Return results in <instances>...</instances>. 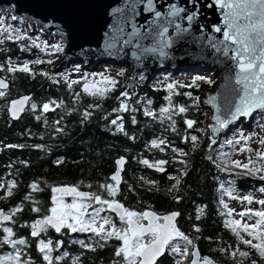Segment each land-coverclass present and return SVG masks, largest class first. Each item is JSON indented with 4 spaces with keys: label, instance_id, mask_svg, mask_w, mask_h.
Listing matches in <instances>:
<instances>
[{
    "label": "snow or ice",
    "instance_id": "6c2138e0",
    "mask_svg": "<svg viewBox=\"0 0 264 264\" xmlns=\"http://www.w3.org/2000/svg\"><path fill=\"white\" fill-rule=\"evenodd\" d=\"M192 5V9L187 7ZM187 4L181 6L178 3H162V0H125L122 6L112 9L111 14L115 17L113 24L109 25V30L104 33L103 48L108 55L120 54L125 48L132 49L131 56L137 61V67L142 68L148 57H155L161 61L171 58L169 49L182 40L185 34L192 33L193 24L198 22L201 15L198 0H187ZM216 6L220 11L221 23L213 24L214 33L221 34L222 38L216 35L207 37V45L214 49L216 54L224 58L223 63L228 64L224 84L221 88L226 91H218L214 95H209L206 101L214 109L210 123L205 127H198L200 121L187 118L186 115L191 109L200 111L201 99L193 92H180L181 88H199L200 82L212 85L215 81L211 77L196 75L189 84H181L179 81H172L163 84L164 90L168 93L164 99L166 105L158 110L151 108L153 100L138 98L137 103L143 102V114L161 123L169 122L172 132H177L176 120L174 117L182 116L185 133L182 135V142L191 143L192 150L195 151L202 143L203 137H207L208 152L215 153L207 155V160L211 161L221 172L229 176L251 177L264 181V136L252 131L245 133V130L238 122L241 118L245 121L253 118L254 113H259L258 121L264 119V0H212L206 6L212 8ZM163 8L164 10H161ZM144 13L150 14L151 18H145L144 23H138L137 18ZM22 17L13 15L12 21L22 20ZM182 21L187 22L184 27ZM130 27V30H129ZM199 27L203 29L204 25ZM170 29L172 32L170 33ZM43 30V29H41ZM0 37L9 41L19 42L29 40L33 46L37 44V38L21 34L20 29H16L12 24L6 22L5 17H0ZM199 41L205 39L204 35L197 37ZM148 41V43H145ZM3 40H0L2 43ZM45 47H49L45 44ZM55 53L63 52L61 44L50 46ZM21 50H28L27 45H21ZM30 63L41 64L45 61L37 59L33 62H23L20 64L7 61V71L28 73L35 76ZM47 63H53L48 60ZM5 70V65L0 64V72ZM76 74L81 73V67L76 65ZM41 75L53 79L54 83H60L48 72ZM125 69H120L114 75L107 70L101 73L84 72L77 79H71V73H59L61 79L71 88L73 85H82L83 93L97 98H105L115 92L120 85L117 77H123ZM97 77L99 79H97ZM147 80V76L139 72L129 77V83L124 91L116 97L118 107L112 109L108 116L116 113V117L109 123L115 126L116 130L125 136L124 117L120 113L137 112L141 109L130 105L132 96L135 95V87ZM9 82L6 78L0 77V98L8 95ZM128 89H132L130 92ZM159 90V89H154ZM184 95L189 98L191 104H179L174 102V97ZM80 93H76L79 99ZM62 106V102L57 103L50 100L37 105L32 101V97L24 95L20 98L9 101L10 115L14 119H19L26 110L41 112V115L49 111H55ZM90 107L99 108L100 105ZM93 115L90 111H85V119ZM205 115H207L205 113ZM41 119L40 115L35 117ZM132 123L136 124V117L133 115ZM59 124V121H56ZM234 126V127H232ZM264 129V124H259ZM187 130H193L202 135L190 134ZM57 133L63 132V128H57ZM231 133L228 136V133ZM225 136L223 140L221 137ZM258 137V139H256ZM135 139L134 136L129 137ZM255 141L259 147L253 148L251 142ZM213 146H217L214 150ZM231 146L232 152H224L222 149ZM8 148H23L25 145H6ZM42 147V146H37ZM150 147L165 152L171 149L179 157H188L189 152L182 148L174 147L167 138L153 139ZM2 150V149H0ZM236 153H247L245 160L233 159ZM185 166V170L180 175L171 176L175 180L173 188H177L181 179L188 175L186 159L177 160ZM27 163V162H24ZM63 163L62 159L56 161ZM116 170L107 178L104 183L98 184L97 190H81V184H60L48 186L51 196L50 205L47 208L41 206V202L36 200L33 193L43 192L42 181H33L30 191L25 195L23 201L7 211L0 208V249L8 247L11 251L0 254V264H35V261L26 251L35 244L36 251L41 255L46 264H58L69 255L67 251L58 256H53L54 251H59L65 241L62 238L53 240L49 236L50 230L59 237L71 234H89V240H72L71 243H78L82 248L96 251L97 248H104L109 242H118L114 245V257L112 264H165L171 258V264H216L207 255H202L200 248L194 242L199 237L192 238L185 231L181 230L178 220L181 217L180 211L168 213H158L152 207L137 210L132 208L122 200L118 199L121 193L122 173L125 170L127 160L121 156L116 160ZM143 165L157 172H166L167 159L150 161L145 158L140 161ZM143 179V178H141ZM217 179H219L217 177ZM155 185L156 181H147ZM17 187L15 180L0 183V191L6 195L3 198L11 197L13 190ZM92 189V185H86ZM129 190L132 191L131 186ZM171 191V189H170ZM220 192L219 204L221 211L219 215L225 217L223 224L240 242L247 246L250 251L240 250L239 247L232 250V247L221 248L220 251L229 252L233 259L237 255L242 259L238 264H244L247 259L249 264H264V198H258L257 193L264 195V184L254 191L240 195L236 187V180L229 179L219 183ZM225 197L238 201L243 205L240 211L230 207ZM173 199L179 203L182 196H174ZM24 201H31L33 206L29 209L36 214L30 222L18 223V217L25 211ZM259 205L258 208L251 205ZM205 207L198 209L196 216L200 220L205 215ZM17 228H27V236H18ZM193 230L201 232L198 225H193ZM207 239H211L208 237ZM253 252L259 259L252 258ZM72 264H82L80 257H75Z\"/></svg>",
    "mask_w": 264,
    "mask_h": 264
},
{
    "label": "trees",
    "instance_id": "16d2710c",
    "mask_svg": "<svg viewBox=\"0 0 264 264\" xmlns=\"http://www.w3.org/2000/svg\"><path fill=\"white\" fill-rule=\"evenodd\" d=\"M39 35L36 33L35 38ZM3 40L0 43V64L5 65V70L0 75L9 81L8 95L0 98V183H6L10 180L17 182V187L13 190L11 197H5V193L0 191V208L8 210L11 207L20 204L25 195L30 191V184L33 181H42L41 187L45 190L40 193H33L36 200L41 202V206L47 208L50 205V190L48 186L60 184H80L83 190H97L98 184L104 183L108 177L116 170L117 158L124 156L127 158L125 170L123 172V182L121 184V193L118 199H122L126 205L137 210L146 207H152L159 213H167L173 210L181 212L178 220L181 230L185 231L190 237L196 239L194 242L200 248L202 255L212 258L216 264H238L242 258L237 255L233 259L229 252L220 251L221 248L232 247V250L239 247L240 250L250 251L247 246L240 244L237 238L224 227L225 217L219 215L222 210L219 204L220 192L219 183L229 179L236 180V187L246 193L259 188L264 181H259L251 177L229 176L221 172L211 161L207 160V155L215 153L208 152L209 141L203 137L202 143L195 151L192 150L191 143L182 142V135L185 133V125L182 116H176L177 132L167 130L169 122L161 123L143 114V102L137 103L138 98L147 97L153 100L151 108L158 110L166 105L164 97L168 94L163 88V84L172 81H179L181 84H189L187 80L172 78L174 70H162L158 75H166L168 80L163 84L150 81L144 86H139L138 91L132 96L130 105L141 109L137 112L120 113L124 117L125 136L116 130L109 121L116 117V113L108 116L112 109L118 107L116 97L124 91L126 84V75L117 77L120 85L117 90L105 98L90 96L82 91V85H73L69 88L63 79L50 71L46 65L47 59H43V49L33 46L29 40L19 42ZM21 45H27L28 50H21ZM35 61L37 59L45 63H30L35 76L16 72L15 74L7 71V61ZM99 67L96 73H101ZM109 71L114 75L118 69L109 66ZM42 72H48L60 83H54L53 79L41 75ZM87 72V71H86ZM89 73V72H88ZM93 73V72H91ZM59 74V73H58ZM78 77L74 78L77 79ZM155 81V80H154ZM215 83L209 85L200 82L199 88H181L180 92H193L200 99L207 94V90H213ZM159 89V90H154ZM76 93H80L79 99ZM29 95L32 101L37 105H42L50 100L57 103L62 102V106L55 111H49L41 115L38 110H26L20 115L19 119H14L10 115L9 101L17 96ZM174 102L189 105L191 101L184 95L174 97ZM202 102V101H201ZM99 104V108L90 107ZM90 111L93 115L87 119L83 113ZM205 113L207 115H205ZM211 110L206 108L203 103L200 105V111L191 109L189 113L184 114L187 118H193L200 121L198 127H205L209 121ZM41 116L40 120L35 117ZM136 117L137 123H132V116ZM260 114H256L252 119L254 124L258 121ZM56 121L60 123L57 124ZM246 126V125H245ZM251 127V128H250ZM246 127L247 132H256L252 126ZM57 128H63V132L57 133ZM190 134L202 135L193 130H187ZM228 136L231 135L229 132ZM134 136L135 139L129 137ZM167 138L174 147L182 148L189 152L188 157H179L171 149L161 152L159 149L150 147L153 139ZM225 136L221 137L223 140ZM6 145H25L23 148H8ZM42 146V147H37ZM216 150L217 146H213ZM224 152H232L231 146L222 149ZM155 161L159 159L169 160L166 165V172L160 173L150 169L140 163L142 159ZM62 159L63 163L57 164L56 161ZM186 159L188 175L181 179L177 188H173L175 180L171 176H179L180 172L185 170V166L178 163L177 160ZM27 162V163H24ZM217 177L219 179H217ZM143 178V179H141ZM147 181H156L155 185ZM91 184L92 189L86 185ZM131 186L132 191L129 190ZM171 189V191H170ZM182 196L183 199L177 203L173 197ZM25 211L18 217V223L31 221L36 214L29 209L33 206L31 201H24ZM205 207V215L200 220L196 219L198 209ZM198 225L201 232L193 230V225ZM29 229L17 228L18 236H27ZM49 236L56 240L62 238L65 241L64 246L59 251H54L53 256H58L67 251L69 255L58 264H72L75 257H80L82 264H112L114 257V245L118 242H109L104 248H97L96 251H90L82 248L78 243H71L72 240H89V234H71L65 237H59L58 234L50 230ZM211 237V239H207ZM5 251H11L5 247L0 249V254ZM35 261V264H46L41 255L36 251L33 243L30 249L26 250ZM252 258L259 259L253 252ZM165 264H171V258L165 261ZM244 264H249L247 259Z\"/></svg>",
    "mask_w": 264,
    "mask_h": 264
},
{
    "label": "water",
    "instance_id": "95a60500",
    "mask_svg": "<svg viewBox=\"0 0 264 264\" xmlns=\"http://www.w3.org/2000/svg\"><path fill=\"white\" fill-rule=\"evenodd\" d=\"M124 3L125 0H0V6L6 9L14 5L16 14L18 16L24 14L30 18L31 24L36 25L40 32L48 34L50 37L58 31H63L67 34V45L60 63L86 60L89 63L96 62V65L106 61L121 65L129 62L131 69L126 76V84L130 82L129 77L134 73L139 72L147 76V80L135 87V93L138 91L139 86L149 83L151 77L162 70L170 69L179 72L188 68L213 69L220 73V78L214 89L207 91L202 103L207 100L209 95H214L218 91H226L221 88V85L225 82V77L228 74L227 68L231 62L229 61L228 64L223 63L224 58L216 54L214 49L207 45V37L209 35H216L217 38H222L221 34L214 33L212 30L213 24L221 23L222 21L220 11L217 10L215 5L212 8L206 6L208 3H212V0H198L201 12L198 22L193 24L191 34H185L182 40L176 43L172 49H169L171 53L170 59L161 61L155 57H148L144 61L142 68L137 67L138 62L131 56L132 49L130 47L125 48L120 54L111 56L103 48L104 33L109 30L108 26L113 24L115 20L111 11ZM162 3H178L184 6L187 4V0H162ZM187 7L192 9L191 4H187ZM161 10L164 9L161 8ZM145 18L150 19L151 16L141 10V15L137 18V22L144 23ZM182 24L187 27L186 21H182ZM200 24L204 25L203 29L199 27ZM171 32L172 30L170 29ZM201 35L205 37L203 41L197 39ZM145 43H148V41H145ZM0 77L3 76L0 75ZM128 90L132 91V89ZM203 104L206 108L212 110L209 117L211 121L214 109L211 105ZM255 114H253V118ZM253 118L248 119V121Z\"/></svg>",
    "mask_w": 264,
    "mask_h": 264
},
{
    "label": "rangeland",
    "instance_id": "374dc122",
    "mask_svg": "<svg viewBox=\"0 0 264 264\" xmlns=\"http://www.w3.org/2000/svg\"><path fill=\"white\" fill-rule=\"evenodd\" d=\"M15 15L18 16L16 14V10L14 8V5H12L9 8H5V7H1L0 6V17H5L6 18V22L9 24H12L14 28L16 29H20L21 30V34L26 33L28 36H32L33 38H35L34 35H36V33H39V35L37 34L36 38H37V44L40 45L39 48L43 49L44 55H43V59H47L46 62L48 60H52L53 63H47L46 65L49 67L50 71L54 74H58V73H71L70 78L74 79L76 77H78L79 75H82L84 72H94L96 71L99 67H101L102 71L101 72H105L106 70L108 72L109 71V66H114L115 68L118 69V71L120 69H125L126 70V76L129 72V70L131 69V64L129 62L125 63V64H117V63H111V62H101L98 65H96V62H87L86 60H79V61H70L68 62H61L60 60L63 58V53L65 51V47L67 45V34L63 33V32H55L51 37L47 34H44L42 32H40L39 29H37L36 25L31 24L30 18L26 17L24 14L23 15H19V17H22V20L19 21H12L11 17ZM34 31V32H33ZM61 44L63 47V52L61 53H55L54 49H52L50 46L53 44ZM45 44H47L49 47H45ZM14 63L20 64L25 62L24 60H20V61H13ZM29 62V61H27ZM33 62V61H31ZM60 63V64H59ZM59 64V65H58ZM76 65H79L81 67V73L80 74H76L74 72V68ZM87 66V67H86ZM159 72H157L156 74L153 75V77H151L150 81H153L155 83H157L156 81L160 82V81H165L168 80L166 78V75H158ZM196 75H201V76H206V77H211L214 81H215V86L216 83L218 82L219 78H220V73L216 72L213 69H207V68H188V69H182L179 72H174L172 75H170V77L172 78H180L183 80H187L189 82L192 81V79L196 76ZM97 79H99L97 77ZM155 80V81H154ZM208 91V90H207ZM204 97V96H203ZM203 97L201 98V101L203 99ZM211 110V109H210ZM212 113V110H211ZM210 113V115H211ZM259 114V113H256ZM255 114V116H256ZM209 115V117H210ZM210 119L208 121V123H210ZM253 120L248 121V120H244L243 118L241 119V122H238L240 124V126L243 127V129H246V127H250L252 126L254 130H256V133H258L260 136H264V129H262L261 127H259V124H264V119L256 124L252 123ZM246 125V126H245ZM234 127V126H232ZM251 128V127H250ZM245 133L247 134L248 132L245 130ZM258 139V137L256 138ZM251 146L255 149L258 148L259 145L253 141L251 142ZM248 154L247 153H236L232 156L233 159H241V160H245L246 156ZM239 191L240 195H244L246 194L245 191L237 188ZM257 197L258 198H264V195H261L259 193H257ZM226 201L229 203L230 207H233L235 209H237V211H240L243 207V205H241L238 201L235 200H230L229 198L225 197ZM251 207L254 208H258L259 205L253 204L251 205Z\"/></svg>",
    "mask_w": 264,
    "mask_h": 264
},
{
    "label": "bare ground",
    "instance_id": "6f19581e",
    "mask_svg": "<svg viewBox=\"0 0 264 264\" xmlns=\"http://www.w3.org/2000/svg\"><path fill=\"white\" fill-rule=\"evenodd\" d=\"M1 7H3V6H1ZM60 32H63V31H60ZM63 33H65V32H63ZM66 34V33H65Z\"/></svg>",
    "mask_w": 264,
    "mask_h": 264
}]
</instances>
